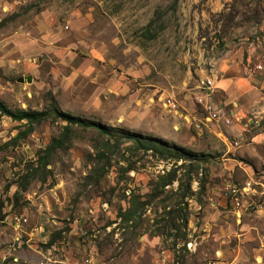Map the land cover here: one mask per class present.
Here are the masks:
<instances>
[{
	"label": "rangeland",
	"instance_id": "obj_1",
	"mask_svg": "<svg viewBox=\"0 0 264 264\" xmlns=\"http://www.w3.org/2000/svg\"><path fill=\"white\" fill-rule=\"evenodd\" d=\"M153 18L154 37L147 38L143 28ZM1 20L0 99L7 107L40 110L54 102L207 157L188 172L192 193L180 197L176 178L186 181L185 163L72 125L45 178L40 173L19 190L34 152L64 121L41 119L12 141L24 121L0 116V264H264V195L251 193L249 182L239 220L229 213L223 221L217 209L233 205L228 186L245 180L222 185L224 207L209 204V171L221 146L186 115L189 105L207 114L201 81L221 55L264 66V0H0ZM157 96L173 100L177 113ZM171 173L175 179L163 183ZM177 207L186 212L184 225L174 220L179 231L165 223L166 211ZM20 217L26 220L16 223ZM178 232L184 236L174 238Z\"/></svg>",
	"mask_w": 264,
	"mask_h": 264
},
{
	"label": "crops",
	"instance_id": "obj_2",
	"mask_svg": "<svg viewBox=\"0 0 264 264\" xmlns=\"http://www.w3.org/2000/svg\"><path fill=\"white\" fill-rule=\"evenodd\" d=\"M247 61L248 57L243 62L242 58L226 55L213 61L212 86L205 89V95L217 112L216 119L207 120L206 115L199 116L193 106L186 107L189 121L201 120L221 146L217 152L219 161L215 168L210 169L207 183V200L214 207H224L226 200L223 202V196L218 191L222 185L233 180L244 178L252 183L251 193L264 195V66L254 68L252 65L249 68ZM8 62L12 66L17 64L13 59ZM23 64L19 63L21 66ZM18 78L21 77L18 76L16 80H22ZM149 112L146 110L145 113L151 115ZM251 193L245 194L248 197ZM220 210L226 213L222 218L226 222L231 220L229 213H232L235 221L241 215L240 206L217 209L218 212Z\"/></svg>",
	"mask_w": 264,
	"mask_h": 264
},
{
	"label": "trees",
	"instance_id": "obj_3",
	"mask_svg": "<svg viewBox=\"0 0 264 264\" xmlns=\"http://www.w3.org/2000/svg\"><path fill=\"white\" fill-rule=\"evenodd\" d=\"M153 21H155L154 18L150 19L143 28V32L146 33L147 38L154 37L153 31L150 29V26L152 25ZM1 23L2 20L0 21V24ZM2 115L7 116L14 121H24L23 124H25V128L17 131L15 136L12 137V141L23 138L31 130V124L38 122L41 119L50 117L53 119H60L64 121V124L61 126V129L58 134L52 137L43 147L38 148L34 152L35 158L26 166L25 172L20 175L19 180L17 182V188L19 190H25L26 184L32 179L36 177L38 178V175L40 173H43L40 177V180H43L45 178V173L47 171V169H45V166L49 163L51 155L54 154L56 150L64 149L67 147L69 141V134L72 131V125L78 126L80 128H93L98 132V134L104 135L107 138H111L116 145L121 143V141H128L133 151L142 150L148 152L150 155L159 157L161 159L182 161L181 163H185L183 165H185L186 173L184 174V176L186 177V181L182 182L180 179L176 178L177 186L181 188V193L179 194L180 197L188 196L192 193L189 188L190 175L188 174V172L196 170L198 168V163L204 161L207 157V155L201 151L191 150L184 146L175 144L172 141H166L160 137L142 134L139 132L125 129L120 126H112L109 124L101 123L62 111L55 106L54 102H50L48 107L46 108L35 110L23 108H9L0 99V116ZM130 166L131 165H129V167ZM174 179L175 174L171 173V175H168L167 177L165 176L163 183H169ZM204 184L205 179L202 176L199 178V180H197V188L195 192V199L197 201L200 200V195L202 194ZM125 213L124 215L126 216V218H129V210H126ZM166 213L168 214V216L165 218V223L168 226V229L179 231L180 226L179 224H177V222H174V220L179 218L181 220V223L184 225L186 220V212L183 210L182 207H177L168 209ZM159 229H161V227H159ZM59 232L60 230L52 232L50 238L46 242V245L52 244L55 241V238L59 237ZM183 236L184 232H178V234H176L174 238Z\"/></svg>",
	"mask_w": 264,
	"mask_h": 264
},
{
	"label": "built area",
	"instance_id": "obj_4",
	"mask_svg": "<svg viewBox=\"0 0 264 264\" xmlns=\"http://www.w3.org/2000/svg\"><path fill=\"white\" fill-rule=\"evenodd\" d=\"M257 67V66H256ZM202 86L204 88H210L212 86V74H209L208 76H206L202 81ZM156 100L164 107L167 108L168 110L173 111L175 114L177 113L176 107H175V103L173 102V100H171L168 97L165 96H157ZM196 101L198 103H201V99L197 98ZM203 109L206 111V119L207 120H211V119H216L217 118V112L216 110L213 108L212 104L209 102H204L202 104ZM250 189V183L248 181H245L243 184L239 185V186H228L227 188V192L229 195V199L232 202V204L234 205V207L238 208L241 204V200L240 197L242 195H244L248 190ZM232 191H239V198H232ZM16 223H20L26 220L25 217H20L19 219L16 218Z\"/></svg>",
	"mask_w": 264,
	"mask_h": 264
},
{
	"label": "bare ground",
	"instance_id": "obj_5",
	"mask_svg": "<svg viewBox=\"0 0 264 264\" xmlns=\"http://www.w3.org/2000/svg\"><path fill=\"white\" fill-rule=\"evenodd\" d=\"M232 198H239V191H232Z\"/></svg>",
	"mask_w": 264,
	"mask_h": 264
},
{
	"label": "water",
	"instance_id": "obj_6",
	"mask_svg": "<svg viewBox=\"0 0 264 264\" xmlns=\"http://www.w3.org/2000/svg\"><path fill=\"white\" fill-rule=\"evenodd\" d=\"M18 79L21 80V78H18ZM25 80H29V76H26Z\"/></svg>",
	"mask_w": 264,
	"mask_h": 264
}]
</instances>
